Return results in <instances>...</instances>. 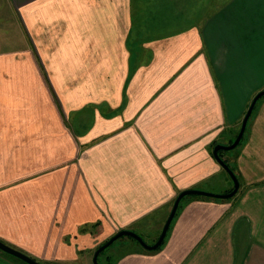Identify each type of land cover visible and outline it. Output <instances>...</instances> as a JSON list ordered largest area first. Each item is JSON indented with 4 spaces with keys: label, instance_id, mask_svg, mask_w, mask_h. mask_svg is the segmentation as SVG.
Returning <instances> with one entry per match:
<instances>
[{
    "label": "crops",
    "instance_id": "1",
    "mask_svg": "<svg viewBox=\"0 0 264 264\" xmlns=\"http://www.w3.org/2000/svg\"><path fill=\"white\" fill-rule=\"evenodd\" d=\"M7 1L14 11L0 21L17 44L0 48V69L38 75L0 85L26 95L34 82L40 90L43 62L62 110L59 127L35 129L53 133L51 141L32 147L13 140L33 131L26 124H0L1 240L73 264L123 229L156 242L184 190L234 187L213 149L236 139L264 82H246L247 73L227 65L236 57L221 22L245 20L264 0ZM235 71L240 78H231ZM8 102L0 110H11ZM31 154L50 161V171L29 168ZM223 157L234 166L237 193L185 196L163 244L124 242L118 264H264V95L241 143ZM0 264L21 263L0 251Z\"/></svg>",
    "mask_w": 264,
    "mask_h": 264
},
{
    "label": "rangeland",
    "instance_id": "2",
    "mask_svg": "<svg viewBox=\"0 0 264 264\" xmlns=\"http://www.w3.org/2000/svg\"><path fill=\"white\" fill-rule=\"evenodd\" d=\"M9 7L12 8L7 0H0V19L4 17V14H9V12L13 13L14 10L13 9L10 10ZM246 7L249 8L248 6ZM250 7L251 10H253V12L245 20H242L238 16H236L234 20L223 21L221 23L227 25L226 27L228 28V31L225 33H227V36L232 38V45H233L231 46V50H232L231 55L234 58L236 57L233 63H232V59L229 58L230 62L227 65L231 68L242 69L244 73H247L246 82H251L252 84L257 85V84H262L264 82V37H260V33H264V21L259 20L260 17L261 18L263 17L261 15V11L264 10V5L259 6L257 4H253ZM238 9L240 11H243L245 8L244 6H238ZM16 11L17 12L19 11L18 7H16ZM241 13L247 15V13H243V12ZM18 19L19 18L13 21L16 23H20ZM0 23H1L0 48L14 49V46L17 44V42L14 41L16 40V38L13 37V35H11V32L7 29V25L5 21H0ZM219 32L222 33L221 31ZM27 41L29 42V44H31L29 38H27ZM12 55L19 56V54H12ZM0 56H5V54H1ZM239 58L241 61H238ZM0 62H1L0 67L5 68L4 60L1 59ZM39 64L41 69H39L38 72L41 76H43L44 79V84L40 85L42 90L41 89L39 90V86H36L34 82H32L31 85H28L29 87L26 90L27 92L26 95L22 94V92L21 93L18 92V90L13 87L12 83L10 84L5 83L0 85V102L4 101V99L6 101L10 100L11 102L8 103H11L12 105L11 110H7V109L5 111L0 110V124H7V123L26 124V127L29 130H33V131H28L24 133H12V136H13V140L22 139L26 141L27 144H29V147H32L33 145L31 144L39 141H44V142L51 141L52 138L51 135L53 133L35 132V129L39 130L43 128L44 130H46L47 126L57 128L59 127V124H61L60 118L56 113L57 112L56 108L58 107L60 110H62V103L53 84H51V78L49 76L51 70L47 69L46 64L44 65L43 62H40ZM6 68L7 69H0V80L1 78L8 76L19 78L20 75L22 76L26 75L27 77L30 76L32 79H35L34 76L38 75L36 74L35 70H33L31 73L29 72V70H27L26 74H24L23 70L21 72V70L18 67L17 68L12 67L9 64H7ZM235 73L236 76L231 78H240L239 74L241 72L235 71ZM19 114L21 118H19ZM16 136L17 138H15ZM35 149L39 150L40 148H31L28 149V151ZM228 152H232V150H228ZM34 154L31 155L35 157ZM61 156L62 154L60 155V157ZM48 159L51 160L50 158ZM43 160L40 158L36 159V157L35 158L28 157V167L30 168V165H32V166H36L37 168L43 169L44 171H50L49 169H51L52 164L50 163V161L43 163ZM84 231L85 230H81V232ZM91 231L98 232V229H92ZM140 234L139 235L144 239V241L147 244L153 243V240L149 239L148 234H145L143 232H140ZM72 237L73 236H66L65 241L70 244L69 241H72L74 239ZM128 241L134 242L136 244H141L138 242V240H136L131 236L128 235L122 236L101 252V254L99 255V263L118 264L119 259L125 252V248L122 247V244ZM95 251H96L95 248L91 250H87V249L82 250L81 251L82 253L79 254L80 255L79 258L75 260L73 264H94L93 258ZM24 253L28 254L32 258L42 263L64 264V262H48L45 260H41L40 258H35L36 256H33L28 252H24ZM11 256L21 264H29L18 257H15L13 255Z\"/></svg>",
    "mask_w": 264,
    "mask_h": 264
},
{
    "label": "water",
    "instance_id": "3",
    "mask_svg": "<svg viewBox=\"0 0 264 264\" xmlns=\"http://www.w3.org/2000/svg\"><path fill=\"white\" fill-rule=\"evenodd\" d=\"M263 95H264V90H261L260 92H258L256 94V96L252 100L251 105L249 106V108H248V110H247V112H246V114L244 116L240 132L237 135L235 141L231 145H228V146L216 145L215 148H214V151H213L215 157L222 164V166L228 171V173L230 174V176L232 177V179L234 181V187H233L232 191H230L228 193H225V194H217V193L208 192V191L200 190V189H187V190L182 191L177 196V198H176V200L174 202L172 211H171L167 221L164 224L162 232H161L159 238L157 239V241L154 244H147L144 241V239L139 234H137L136 232H134L132 230L123 229V230H120L118 233H116L111 238H109L104 244H102L101 246H99L97 248V250L95 251V254H94V258H93L94 259V264H98V257H99L100 253L104 249H106L114 241H116L117 239H119L120 237L125 236V235H128V236H131V237L135 238L136 240H138L148 250L158 249L162 245L164 240H165L167 232H168V230L170 228V225H171V223H172V221H173V219H174V217H175V215L177 213V210H178V207L180 205V202H181L182 198L187 196V195L197 194V195H204V196L215 197V198H230V197L234 196L237 193V191L239 189V186H240L239 180H238L237 176L235 175V173L232 171V169L219 156L218 152H219L220 149L230 150V149H233V148H235L236 146L239 145V143L241 142V140H242V138L244 136V133H245L249 118H250V116H251V114H252V112L254 110V107H255L258 99L261 96H263ZM0 249L2 251L6 252V253H9V254H11V255H13L15 257H18V258L24 260L25 262H27L29 264H49V263H42L40 261H37L36 259L32 258L28 254L22 252L21 250L16 249V248L8 245L7 243H5L1 239H0ZM54 264H62V263H54Z\"/></svg>",
    "mask_w": 264,
    "mask_h": 264
},
{
    "label": "flooded vegetation",
    "instance_id": "4",
    "mask_svg": "<svg viewBox=\"0 0 264 264\" xmlns=\"http://www.w3.org/2000/svg\"><path fill=\"white\" fill-rule=\"evenodd\" d=\"M234 141H235V140H234ZM234 141H233V142H234ZM233 142H232V143H233ZM232 143H231V144H232ZM231 144H228V145H231ZM217 145H223V144H217ZM228 145H224V146H228ZM214 148H215V147H214ZM233 149H234V148H233ZM226 150H227V149H220L219 152H218V154H219V156L223 159V161L228 165V163H229L228 160L225 159V158L223 157V153H224V151H226ZM230 150H232V149H230ZM213 151H214V149H213ZM220 151H222V155H220ZM217 160H218V159H217ZM221 165H222V164H221ZM228 166H229V165H228ZM229 167H230V166H229ZM225 170H226V169H225ZM227 172H228V171H227ZM232 189H233V188H232ZM230 191H231V190H230ZM230 191H229V192H230Z\"/></svg>",
    "mask_w": 264,
    "mask_h": 264
},
{
    "label": "trees",
    "instance_id": "5",
    "mask_svg": "<svg viewBox=\"0 0 264 264\" xmlns=\"http://www.w3.org/2000/svg\"><path fill=\"white\" fill-rule=\"evenodd\" d=\"M261 97H262V96H261ZM233 141H234V140H233ZM240 143H241V142H240ZM240 143H239V144H240ZM220 155H222V151H220ZM228 165L230 166V168L232 169V171L235 173V169H234V166L232 165V163H231V164L228 163ZM231 191H232V189H231ZM183 198H184V197H183ZM102 244H104V243H102ZM102 244H101V245H102ZM162 244H163V243H162ZM101 245H99V246H101ZM99 246H98V247H99ZM96 250H97V249H96ZM0 251H2V250L0 249ZM5 253H6V252H5ZM7 254H8V253H7ZM100 254H101V253H100ZM98 264H100V263H99V257H98Z\"/></svg>",
    "mask_w": 264,
    "mask_h": 264
}]
</instances>
